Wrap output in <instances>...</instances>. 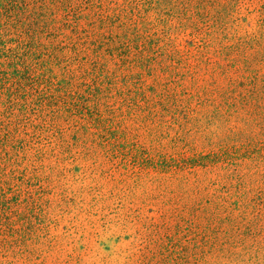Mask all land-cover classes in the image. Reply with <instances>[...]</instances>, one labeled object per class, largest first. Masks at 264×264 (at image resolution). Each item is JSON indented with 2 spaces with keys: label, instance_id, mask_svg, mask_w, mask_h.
Wrapping results in <instances>:
<instances>
[{
  "label": "trees",
  "instance_id": "trees-1",
  "mask_svg": "<svg viewBox=\"0 0 264 264\" xmlns=\"http://www.w3.org/2000/svg\"><path fill=\"white\" fill-rule=\"evenodd\" d=\"M87 2L86 8H90L92 3ZM156 2L162 12L172 10L175 24L162 20L166 28L162 35L153 33L159 35L154 42L149 40L151 34H133L127 43L115 31L125 21L117 12L102 14V6L85 29L80 21L87 17L74 5L75 0H0V130L11 136L20 130L22 122L28 123L33 117L38 120L34 128L47 127L62 139L67 133L69 144L67 140L65 143L69 147L88 143L91 150H103L125 168L145 175H168L175 181L195 167L223 169L221 185L206 177H197L188 185L189 179L184 177L181 184L198 194L201 202L192 200L194 204L185 203L180 212L172 208L169 215L167 209L162 214L163 223L165 216L194 226L206 223L212 232H207L205 245L222 250L237 241L243 221L244 235L253 236L264 227V0L257 8L262 14L258 34L237 38L230 34L232 14L237 5L252 4L253 0ZM61 14L66 17L59 21ZM173 31L201 35L195 63L187 62L193 56L182 54L174 44L170 38ZM53 34L63 37L64 46L43 45L42 36ZM10 40L14 47H8ZM67 51L72 54L67 56ZM115 65L127 71L121 80L111 76V66ZM52 66L63 68V77L57 78ZM159 71L166 81L160 82ZM91 72L101 76V81L110 77L115 92L108 95L112 89L105 92V85L96 82L94 88L86 86V93L73 89L81 75ZM201 73L199 83L197 76ZM145 76L154 82L148 83ZM117 81L121 86H116ZM115 95L121 101L116 114V107L105 100ZM123 106L131 118L157 122L165 133L173 129L188 135L192 130L202 131L200 136L210 140L213 135L203 132V124H216V138L231 144L207 153H150L126 141L125 125L116 119L124 112ZM231 122L236 124L227 126L220 135V128ZM247 167L253 171L244 172ZM216 184L220 186L210 193L209 188ZM181 212L188 216L183 217ZM169 244L165 251L155 254V261L150 259V264H186L188 246L174 239ZM176 247H180L179 257L174 254Z\"/></svg>",
  "mask_w": 264,
  "mask_h": 264
},
{
  "label": "rangeland",
  "instance_id": "rangeland-1",
  "mask_svg": "<svg viewBox=\"0 0 264 264\" xmlns=\"http://www.w3.org/2000/svg\"><path fill=\"white\" fill-rule=\"evenodd\" d=\"M90 1L91 7L86 8L87 0H75L74 5L87 17L80 19V26L88 29L87 23L96 18L95 13L102 6V14L117 12L125 21L121 29L115 31L120 32V39L127 43L133 34L135 37L151 34L149 40L154 42L153 39L162 35L166 28L163 21L175 24V20H171L172 10L165 8L162 12L157 0ZM259 2L261 0H253L252 4L236 6L230 21L231 36L258 34L262 17L257 11ZM71 13L72 17L76 15L75 11ZM63 15L58 16L59 21L66 17ZM54 35L42 36L43 45L64 46L63 37ZM170 36L182 54L193 56L187 62L195 63L201 49V35L173 31ZM8 38L15 39V36ZM13 42L10 40L8 47H14ZM68 53L67 56L72 54ZM65 58L61 61L63 64L67 61ZM53 62L51 60L50 64ZM52 67L57 78L63 77V68ZM86 69L91 70V67ZM110 71L113 79L118 77V80L127 74V71L118 70L116 65L111 66ZM160 72L158 79L166 81L165 74ZM90 74L81 75L78 86L73 89L86 93V86L94 88L96 82L105 85V92L109 87L112 89L108 95L115 92L110 77L101 81V76L95 72ZM197 77L200 83L202 73ZM144 78L148 83L154 82L152 77ZM121 83L117 81L116 86ZM105 100L110 107H116V114L121 101L116 95ZM122 110L124 112L116 119L125 125L126 141L153 154L207 153L231 144L216 138V124H203V132L213 135L207 140L200 136L202 131L192 130L188 135L183 131L175 133L173 129L165 133L157 122L142 117L131 118L127 108L123 106ZM31 119L28 123L22 122L20 130L11 136L6 130H0V264H150L151 260L157 259L155 254L165 251L173 239L177 244L180 241L188 246L184 258L186 264H264V227L255 231L253 236L244 235L243 221L234 244H227L222 250H211L204 242L207 232H212L206 223L194 226L188 222L177 223L176 219L167 220L166 216V222H162L163 210L167 209L169 215L172 208L180 212L185 203L201 202L198 194L181 184L185 183L184 177L189 179L188 185L197 177H206L221 185L223 169L209 171L206 167H195L182 173V178L179 175L177 181L168 175H145L136 169L125 168L119 159H112L103 150H91L88 143L69 147L67 133L62 139L58 132L47 127L34 128L33 124L38 120ZM234 124L236 122L224 124L220 135L227 126ZM243 171L253 170L247 167ZM219 186H211L209 192L213 193ZM170 189L174 190L171 192ZM181 213L183 217L188 216L187 212L186 215ZM174 249V254L179 257L180 247Z\"/></svg>",
  "mask_w": 264,
  "mask_h": 264
}]
</instances>
